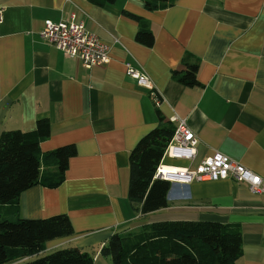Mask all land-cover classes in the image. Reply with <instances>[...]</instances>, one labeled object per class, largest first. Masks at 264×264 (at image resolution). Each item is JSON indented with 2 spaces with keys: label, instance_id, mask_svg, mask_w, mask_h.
Returning <instances> with one entry per match:
<instances>
[{
  "label": "crops",
  "instance_id": "crops-1",
  "mask_svg": "<svg viewBox=\"0 0 264 264\" xmlns=\"http://www.w3.org/2000/svg\"><path fill=\"white\" fill-rule=\"evenodd\" d=\"M0 9V133L33 130L48 118L51 135L41 152L77 149L59 185L38 183L19 195L20 217L66 214L73 224V234L44 250L75 245L92 253L93 264H112L101 249L115 233L162 220H208L240 224L236 264H264V194L246 182H176L167 206L146 214L128 196L129 153L160 123L157 110L176 124L186 121L199 138L193 160L165 158L168 167H190L221 151L264 178V0H176L156 10L142 0H0ZM130 13L149 23L153 45L136 40L139 24ZM72 14L111 46L107 63L88 68L40 39L46 20ZM188 54L199 60L198 85L172 75ZM127 61L149 75L152 88L126 75Z\"/></svg>",
  "mask_w": 264,
  "mask_h": 264
},
{
  "label": "trees",
  "instance_id": "trees-1",
  "mask_svg": "<svg viewBox=\"0 0 264 264\" xmlns=\"http://www.w3.org/2000/svg\"><path fill=\"white\" fill-rule=\"evenodd\" d=\"M115 1L93 0L99 5ZM142 1L147 9L156 10L171 6L176 0ZM130 15L139 24L136 40L153 45L155 35L149 23L140 16ZM182 62L183 68L174 69L173 77L187 86L198 85L199 60L188 54ZM157 113L160 123L144 134L129 153L128 196L132 202L140 204L139 211L143 214L166 207L171 186L169 181L155 178V172L176 123L164 119L160 110ZM50 135L48 118L38 119L33 130L13 129L0 133V264L38 255L48 241L74 232L66 214L47 218L18 215L20 193L38 183L49 187L59 185L65 178L70 159L77 152L74 144H67L42 153L40 144ZM51 160L54 162L50 166ZM241 252L239 223L208 220L148 222L136 230L113 234L101 249L112 264H236ZM22 264H93V255L69 245Z\"/></svg>",
  "mask_w": 264,
  "mask_h": 264
},
{
  "label": "built area",
  "instance_id": "built-area-1",
  "mask_svg": "<svg viewBox=\"0 0 264 264\" xmlns=\"http://www.w3.org/2000/svg\"><path fill=\"white\" fill-rule=\"evenodd\" d=\"M1 14L2 9L0 22ZM39 37L57 47L66 56L79 59L88 68L104 65L110 59L111 46L88 31L83 22L76 21L74 14L60 21L46 20ZM125 68L126 75L134 78L140 85L153 86L149 75L142 69L129 61L125 63ZM198 142V136L186 121H178L173 136L165 148L162 161L157 167L155 178L167 180L171 186L176 182L233 178L246 182L254 193L264 194V178L221 151H215L190 167L170 168L164 164L165 158L193 160Z\"/></svg>",
  "mask_w": 264,
  "mask_h": 264
},
{
  "label": "rangeland",
  "instance_id": "rangeland-1",
  "mask_svg": "<svg viewBox=\"0 0 264 264\" xmlns=\"http://www.w3.org/2000/svg\"><path fill=\"white\" fill-rule=\"evenodd\" d=\"M54 250H55V249H54ZM54 250H51V251L43 250V251H42L41 253H39L38 255L31 256L29 259H27V260H25V261H19V262H17V263L14 262L13 264H22V263H24V262H26V261H30V260H33V259H35V258H38V257L44 256V255H47V254L53 252Z\"/></svg>",
  "mask_w": 264,
  "mask_h": 264
},
{
  "label": "bare ground",
  "instance_id": "bare-ground-1",
  "mask_svg": "<svg viewBox=\"0 0 264 264\" xmlns=\"http://www.w3.org/2000/svg\"><path fill=\"white\" fill-rule=\"evenodd\" d=\"M167 171V170H166Z\"/></svg>",
  "mask_w": 264,
  "mask_h": 264
}]
</instances>
